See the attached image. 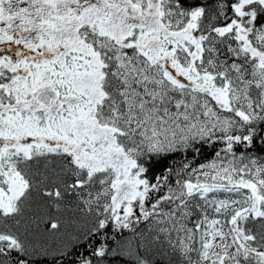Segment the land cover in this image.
<instances>
[{
    "label": "snow or ice",
    "instance_id": "obj_1",
    "mask_svg": "<svg viewBox=\"0 0 264 264\" xmlns=\"http://www.w3.org/2000/svg\"><path fill=\"white\" fill-rule=\"evenodd\" d=\"M0 264H264V0H0Z\"/></svg>",
    "mask_w": 264,
    "mask_h": 264
}]
</instances>
